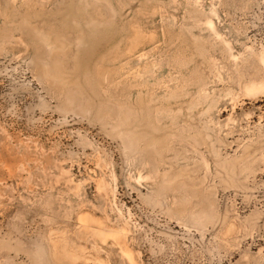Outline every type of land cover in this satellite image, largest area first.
I'll list each match as a JSON object with an SVG mask.
<instances>
[{
    "label": "rangeland",
    "instance_id": "374dc122",
    "mask_svg": "<svg viewBox=\"0 0 264 264\" xmlns=\"http://www.w3.org/2000/svg\"><path fill=\"white\" fill-rule=\"evenodd\" d=\"M0 264H264V0H0Z\"/></svg>",
    "mask_w": 264,
    "mask_h": 264
}]
</instances>
